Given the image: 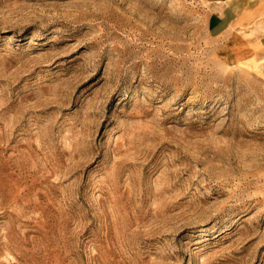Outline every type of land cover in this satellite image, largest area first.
I'll use <instances>...</instances> for the list:
<instances>
[{
    "label": "rangeland",
    "instance_id": "rangeland-1",
    "mask_svg": "<svg viewBox=\"0 0 264 264\" xmlns=\"http://www.w3.org/2000/svg\"><path fill=\"white\" fill-rule=\"evenodd\" d=\"M216 0H0V264H264V76Z\"/></svg>",
    "mask_w": 264,
    "mask_h": 264
},
{
    "label": "crops",
    "instance_id": "crops-1",
    "mask_svg": "<svg viewBox=\"0 0 264 264\" xmlns=\"http://www.w3.org/2000/svg\"><path fill=\"white\" fill-rule=\"evenodd\" d=\"M214 31L241 37L231 50L235 61L264 76V0H216Z\"/></svg>",
    "mask_w": 264,
    "mask_h": 264
}]
</instances>
